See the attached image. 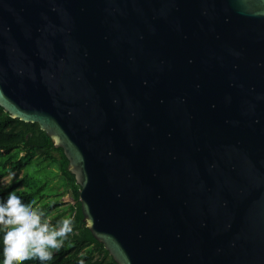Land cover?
<instances>
[{
    "label": "water",
    "instance_id": "95a60500",
    "mask_svg": "<svg viewBox=\"0 0 264 264\" xmlns=\"http://www.w3.org/2000/svg\"><path fill=\"white\" fill-rule=\"evenodd\" d=\"M0 107L118 264H264V0H0Z\"/></svg>",
    "mask_w": 264,
    "mask_h": 264
},
{
    "label": "trees",
    "instance_id": "16d2710c",
    "mask_svg": "<svg viewBox=\"0 0 264 264\" xmlns=\"http://www.w3.org/2000/svg\"><path fill=\"white\" fill-rule=\"evenodd\" d=\"M25 159L37 160L41 166L33 172ZM8 161H14L12 168H7ZM68 164L63 150L55 148L38 124L13 119L0 107V179L13 171L20 173L25 169L23 178L0 190V198L13 189H20L25 200L34 201L36 206L41 201L38 207L51 217L50 223L55 224L68 210L73 218V231L59 250H53L52 259L45 264H79L81 259L85 264H118L104 244L95 239L85 226L79 201L80 186L69 172ZM42 169L47 170L48 175L36 177ZM24 184L25 189H22ZM66 194L71 196L73 203L61 208L62 201L54 198ZM22 264H39V261H24Z\"/></svg>",
    "mask_w": 264,
    "mask_h": 264
},
{
    "label": "clouds",
    "instance_id": "9594fccd",
    "mask_svg": "<svg viewBox=\"0 0 264 264\" xmlns=\"http://www.w3.org/2000/svg\"><path fill=\"white\" fill-rule=\"evenodd\" d=\"M0 229V264L30 260L45 264L73 231V218L62 217L52 224L43 209L25 200L20 189H13L0 198Z\"/></svg>",
    "mask_w": 264,
    "mask_h": 264
},
{
    "label": "rangeland",
    "instance_id": "374dc122",
    "mask_svg": "<svg viewBox=\"0 0 264 264\" xmlns=\"http://www.w3.org/2000/svg\"><path fill=\"white\" fill-rule=\"evenodd\" d=\"M24 154H22L23 156ZM26 165L30 168L31 171H37L39 169V167L41 166L39 164V161L37 160H29V159H25L24 160ZM14 165V161H8V165L7 168H12ZM15 173V175H8L2 179H0V190L3 187L9 186L10 184H12L13 182H15L18 179L23 178V176L25 175V169H22V171L19 173L18 171H13ZM12 172V173H13ZM40 174L43 175L44 177H46L48 175V171L45 169H42L37 175L36 177H38ZM22 189H25V184L23 186H21ZM54 199L57 200H61L63 203V206L61 208H66L68 206V204L73 203V200L71 198V196L69 194H66L65 196H57ZM41 204V201H38L37 206H39ZM63 217H70V211H66L63 215ZM49 220H51V217H48Z\"/></svg>",
    "mask_w": 264,
    "mask_h": 264
}]
</instances>
